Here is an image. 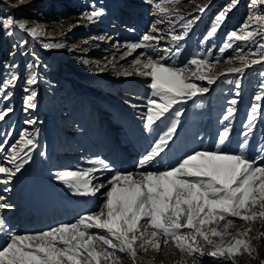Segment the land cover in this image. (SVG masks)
Instances as JSON below:
<instances>
[{
	"label": "snow or ice",
	"instance_id": "6c2138e0",
	"mask_svg": "<svg viewBox=\"0 0 264 264\" xmlns=\"http://www.w3.org/2000/svg\"><path fill=\"white\" fill-rule=\"evenodd\" d=\"M148 2L153 4L159 13L168 17L170 10L164 5L172 0ZM237 3L238 0H230L225 9L216 15L204 38L205 41L217 32L228 12ZM257 4L264 6V0H250L249 8L254 9ZM206 7L207 5L200 7L199 11L204 12ZM104 14L103 8L93 6L83 18L92 22ZM197 19L199 17L186 19L176 14L175 20L170 18L167 20L171 26L168 35L176 46L174 50L169 47L163 48L162 51L165 53L163 56L159 54L161 49L150 44L155 41L158 45L163 39L162 36L150 34L161 31L155 24L149 33L140 37L139 42L126 44L128 51L122 59L141 48L151 47L155 54L141 52L140 55L146 56V59L133 60L136 74L150 78L148 87L151 94L147 100L145 127L152 129L158 122L171 118L170 126L151 146V150L142 156L137 168L151 165L167 148L176 129L175 118L182 112V109L178 108L179 104L209 91L207 87L191 82V77L207 81L208 85L219 78L209 75L204 70L214 66L208 59V56H211V49L208 50V56L202 57V54L197 53L183 67L168 63L170 56L180 54L178 42L184 39ZM177 22L183 29L180 34L173 30ZM156 23L163 24L165 20L161 19ZM0 27L4 29L18 27L34 39L44 34L38 25L17 21L12 16L0 19ZM257 36L264 38V7L259 12H250L238 29L227 33V39L220 52L223 53L226 48L232 47L233 40L247 42ZM62 46L43 44L44 48ZM237 51L240 54L226 62L231 64L238 60L240 66L229 67L226 73L243 75L246 69L264 62V43L257 45L256 52L245 54L239 49ZM250 56H259V59H250ZM190 65L195 67V71L191 72V77H186L184 72ZM123 74L132 73L125 70ZM260 75L264 78V72ZM17 79V76L12 75L3 82V88L14 84ZM36 82V76L33 74L26 83L33 85ZM236 87H240L239 81L236 82ZM25 91L28 92L29 89L26 88ZM9 95L11 93L3 96V99L7 100ZM36 96L35 91L26 95L24 99L26 108L36 107L33 102ZM254 100L256 102L264 100V80L260 85V93ZM256 102L249 110V125L253 116L261 109V105ZM232 103L235 104L236 101L233 100ZM11 111L10 107L0 108V120ZM233 112L234 109L229 108L224 119L227 120ZM25 123L34 124L35 121L28 120ZM36 131L38 133V130ZM227 133V128L220 133L216 150L194 151L164 171L139 172L140 179L134 178L131 172L117 171L107 180L95 183L99 177H95L94 173L113 171L110 164L99 157L93 161L94 164L100 165L99 168L59 171L56 179L64 182L76 194L94 196L101 189L107 188L100 211L80 216L74 223H62L45 231L23 235L11 230L0 217V236L8 237L0 245V264H119L120 256L117 253H126L133 264H136L138 250L146 251L148 247L159 250L161 242L163 245L171 242L179 251L194 258L204 256V249L208 248V256L216 260L230 261L231 264H236L235 258L238 255L247 253L251 256L255 249L249 241L235 238L233 243L224 246L222 240L226 232H221L213 226L226 220L227 223L224 225L226 230L234 223L232 218L249 223L260 220L264 223V164L257 166L255 160L245 154L247 140L238 145L240 152L221 148L220 145L228 138ZM243 135L246 137L248 131ZM37 147L35 137H30L26 130L21 131L19 139L8 149L11 155L6 159H9L12 166L0 164V174L7 177V180L0 182L7 183L20 172L31 158L29 154ZM11 207L10 204L0 202V210ZM91 229L103 230V233L89 231ZM251 231L252 229L248 228L240 235L247 236ZM259 236H264V233H260ZM213 237L220 238L221 242L218 243ZM261 264H264V261Z\"/></svg>",
	"mask_w": 264,
	"mask_h": 264
},
{
	"label": "rangeland",
	"instance_id": "374dc122",
	"mask_svg": "<svg viewBox=\"0 0 264 264\" xmlns=\"http://www.w3.org/2000/svg\"><path fill=\"white\" fill-rule=\"evenodd\" d=\"M10 2L12 4H10V6L15 7L16 9H18L15 5L13 4H17L18 2H24L22 4V6H19V8H22V10L26 13L29 14V12L31 13V11H33L32 9L36 6V1L34 0H6V2ZM44 1V0H43ZM57 1L56 3L60 6V8L63 9L64 12H66L65 14H63V12H61L60 14H56L57 15V21H48L49 23V28H51V33L49 34V38L51 37L52 39H58V38H66L67 35L69 34L70 30L72 29V27L76 26H82L81 22L84 17V14L86 12H90L93 8V6H95L96 8H103L105 10V14L100 17L97 18L99 21H102V19L105 17V19L103 20L106 24V28L108 29H114V30H127V23L128 20H132V16H134V19L137 20H145V22L148 24L147 27H145L144 31H146L145 33H149L150 30L152 29L153 25L155 24L156 27L160 28L161 31L160 32H150V34L152 35H159L162 36L163 39L160 40L159 44L157 45L155 41L150 42V44L154 47L157 48H165V47H169L172 48L174 50L176 44L170 39L169 35H168V30L169 27H171L169 25V23L167 22V20L170 18L172 20L176 19V14H179L183 17H185L186 19H190L192 17H199V19L196 20V22L192 25V27L188 30V34L184 37L183 40L179 41V46L181 48V52L184 51V55L185 52H188V56L186 57L187 60L189 61L193 56H195L197 53L202 54L203 56H208V50L211 49V56H208V59L212 62V64L214 65L213 67H211L210 69H207V72L209 73V75L214 76L215 73H218L219 71H221L223 69V71H226L227 68L229 67H233V66H240V62L237 61H233L231 64L227 63L226 61L231 58L234 57L238 54H240L237 50L239 49L241 52L248 54L251 52H256L257 51V45L264 43V38H261L259 36L254 37L252 40L250 41H236L233 40L232 43V47L230 48H226L225 51L223 53L220 52V48L224 46L225 41L227 39V33L229 31L232 30H236L238 29L247 19V17L249 16L250 12H259L261 10L262 5L257 4V6L254 9H250L249 8V3L250 0H238V3L235 7H233L228 14L226 15V19L225 21L222 22L221 27L217 30V32L210 37L208 40L205 41V36L207 34V32L210 30V27L214 21V18L216 17V15L225 9V7L230 3V0H172V2L166 3L164 6L167 7L170 12L168 14V17L166 18L163 14L159 13L154 7L153 4H150L148 2V0H138V3H140L141 5H144L143 9L140 10V12L138 13L137 11L134 10L133 4L129 1L131 4V8H129L128 6H126V4L122 5L119 7L118 4H114L115 6H113V10L110 9H106L104 6L102 7L100 3L98 2H93V0H55ZM241 1V4H239V2ZM154 2H159V0H154ZM203 2V3H202ZM118 3V2H117ZM201 5V6H200ZM207 5V7L205 8L204 12H200L199 8L203 7ZM74 8L76 12V15H70L71 12V7ZM66 7V8H64ZM146 9V11H145ZM38 11L34 10L32 13L35 14V18H33L30 23L33 25L36 22H46V17L44 14H42V12H40L39 8H37ZM129 11L131 13H129ZM58 12V11H57ZM118 12H121L122 16H120L118 14ZM143 12H145L146 14H142ZM110 13V14H109ZM115 14V16H114ZM49 15V14H48ZM145 15V16H144ZM120 16V17H119ZM7 17V16H6ZM123 17H127V20L124 19ZM144 17V18H143ZM76 18V19H75ZM109 18H112L113 20L110 21ZM146 18V19H145ZM164 19L165 23L163 24H157L156 22L158 20ZM124 22H126L125 25ZM132 22V21H131ZM146 23H142V24H146ZM119 24V26L121 27H117L116 29L114 27H116ZM129 27V26H128ZM174 32L176 34H180L183 29L180 27L179 22H177V24L174 26ZM144 33V34H145ZM113 34L115 35V32L110 31L109 35ZM111 36V35H110ZM108 39H106V43H108L107 41ZM130 42H132L131 40H129ZM203 41V43H202ZM129 43V42H128ZM127 43V44H128ZM84 45L83 42L81 41H76V39L74 38L73 41L71 40V43H69L67 45L68 48V52H73L74 50H76L77 48H79V46ZM126 44H124L122 47L118 46L117 50H112L111 52H109L110 50H106V52L104 53L103 50L100 52L96 53V58L97 61H95V63H93V67L95 69H98L99 72L104 73L105 71H107V67L108 66H112L115 65L116 63L112 64L113 61L118 60L119 58L123 57L125 55V53L127 52V47L125 46ZM125 46V47H124ZM112 47V45H111ZM124 47V48H123ZM146 53L151 55L150 51H152V48L149 47L147 49H145ZM180 52V53H181ZM165 53L162 52L161 55ZM154 55V53H153ZM146 56H142L139 57L140 59H143ZM183 57H179V59L175 58L173 55L170 56L168 61H172V60H181ZM218 58V59H217ZM250 59H259V56H255L249 57ZM137 59V57L135 58ZM146 59V58H145ZM35 60L39 61L38 59L35 58ZM131 60V58L129 59V61ZM133 60V58H132ZM185 60L182 63H179L178 61H175L173 63L177 64L180 67H183L188 61ZM85 63V62H84ZM130 63V62H128ZM133 64V63H132ZM172 64V63H170ZM264 64V62H263ZM129 64H127L126 67H120V68H113V70L116 72L117 76L116 77H120L123 78L125 76L128 75H124L123 72L125 70L128 71L129 68ZM252 67H255L254 70H249L246 74V88L242 90V92H240V87L237 88L236 87V82L239 81L241 79L242 75L239 74H232V75H223L221 78H219V80H221V84H220V88L213 94L212 100H206V101H201V105L197 106L196 109H193L192 112H190V107L191 105L188 104V107L186 108V124L184 125V127L181 129V126L179 127V133L178 135H182L183 133H186L187 130H189L190 128L195 127L196 130H194L195 132L197 131L199 134V137H201L202 141L204 143H201V148L198 151H204V150H216L217 144L219 143V135L221 132L224 131L225 128L228 129V133L233 132L234 136L239 137V139L241 140V142H244L245 140H247V144L250 146V149L253 152L259 151L260 147H261V143H262V130H259V127L256 128L255 126V121H256V117L259 116L258 114H260V111L258 112V114L254 115L252 118V122L249 125L248 124V120H249V110L252 106V104L254 102H256L254 100L255 96L260 93V85L262 83V80H264V78L261 77L260 73L264 71V65H262V63L253 65ZM257 71L256 75L253 74L254 71ZM195 71V67L194 66H189L188 70L184 72V75L186 77H191V72ZM129 72V71H128ZM131 75H129L130 77L129 80L132 79H136V81H145L144 78H133L136 74V70L135 67L133 66V69L131 71ZM133 75V76H132ZM245 80V79H244ZM243 80V81H244ZM38 82H39V93H37V100L38 98L41 99L40 104L43 102H45V99H43L44 92H43V86H42V80L41 77L38 76ZM191 82L196 83L202 87H207V83L206 81H199L196 80L194 77H191ZM205 82V83H203ZM69 83V82H68ZM150 83V82H149ZM148 83V84H149ZM203 83V84H201ZM25 85V84H24ZM243 83L240 82V86H242ZM28 86V84H27ZM45 86V90L48 93H52L53 89L56 88V86H59V83H57V79L56 77H54V79L52 78L51 83H44ZM71 86V84L69 85ZM29 92L31 91H35L34 88H28ZM151 92V90H149ZM97 94H99L100 96H103V93L97 92ZM129 95H133V93H129ZM147 90L145 91L144 95H141L140 97L144 98L142 102H138L137 104L138 107H136V111L139 113L140 111H142V115L141 117L143 118L142 121H145V115L146 112L145 109L147 108ZM139 98V100L141 99ZM133 99H138V97H135ZM235 100L236 103L233 104L232 101ZM10 101V100H9ZM263 100L258 101L256 103H259L261 105V103ZM50 102H52V100H50ZM132 103V102H131ZM241 103V104H240ZM122 105H125L122 103ZM143 106L142 109H140V107ZM41 108V106H39ZM177 107V106H175ZM184 107V101L182 103L179 104L178 108L183 110ZM127 108V106L125 107ZM229 108H233L234 112L232 113V115L230 117H228L227 120L224 119V117L227 115V110ZM36 110H38V108H35ZM144 109V110H143ZM90 111L94 112L95 110H91ZM190 112V114H189ZM100 113V112H99ZM96 114V116H101L103 119V115L100 114ZM102 113V112H101ZM105 114V113H104ZM107 114V118L108 121H110V125L113 124V118H114V113L113 112H108ZM55 115V112L53 109H50L46 115H43L41 117V120L43 118H48V120H44V128L42 127L43 122L40 124L38 128H33V125L28 126H24L25 121L23 122V126L25 128H19L17 129L12 135L11 137L7 138V135L10 136V131H8L7 133H5L3 135V140L0 143V164H3V166L11 167L12 165L9 163V159L6 158H10V152L8 151V149L11 148V146L13 144L16 143V141L19 139V135L21 133V131H24V129L27 131V133L29 134L30 137L34 136L35 140H36V134H40L37 137V144H38V153L40 155L41 159H44L46 157V155L48 154L49 151L51 150H55L58 151L57 148H51L48 147L46 148V150L44 149L43 145L45 143V141L48 139L49 141H51L53 139L54 143L56 144L55 147L57 146V144H63L64 140H59L57 135V128L55 125H47V121H49L52 116ZM121 115V114H120ZM144 115V116H143ZM188 115H190L188 117ZM95 117V116H94ZM93 117V118H94ZM238 117V118H237ZM261 116H259L260 118ZM176 121V126L178 125V123H181V117L179 116L178 118H175ZM42 120V121H43ZM236 121L240 122V123H235ZM107 122L104 121V123ZM163 122H167L168 126H170V122H171V118L167 121H163ZM91 123L96 126L98 125L95 121L91 120ZM188 123H191L193 125H189ZM54 124V123H53ZM106 126H108V124L105 123ZM36 127V125H35ZM110 127V131L113 134L118 133L117 131L115 132V129ZM42 128L44 129V131H42ZM48 128V129H47ZM249 128L251 129L249 131ZM38 130V133L37 131ZM47 131V132H46ZM248 131V135L245 137L243 135L244 132ZM40 132V133H39ZM258 132V134L256 135L257 138H253L254 135L253 133ZM227 133V134H228ZM42 134V135H41ZM99 136V134H96L95 137L97 138ZM56 138V141H55ZM94 138V140L96 139ZM214 140L215 143H208L211 144L213 147L209 148H205L206 147V143L208 140ZM58 140V142H57ZM226 141V140H225ZM225 141L223 143H225ZM7 142V143H5ZM6 145H3V144ZM73 142L71 140L66 141L64 143V149H66L65 152L62 153L58 151V154L61 155L62 154H77L82 150V147L76 146V145H72ZM231 144V143H230ZM3 145V146H2ZM11 145V146H9ZM91 146H94L91 145ZM229 146V145H228ZM228 146L225 147V149H228ZM6 147V148H5ZM101 145H98L97 147H93L94 148V152L91 154H88V156H86V158L84 159L85 161H89L92 160L94 158H97L98 155L100 154L99 151H95V149L97 150L98 148H100ZM221 147V145H220ZM70 149V150H69ZM241 151V149H239ZM250 150L247 149L245 147L244 152L247 155L248 152ZM106 152H108L106 150ZM194 151H191L188 154H191ZM41 153H43V155H41ZM31 157V154H29ZM93 157V158H92ZM101 157V155L99 156V158ZM258 156L256 155L255 159ZM74 156L71 157V159H67V160H63V156L59 157V160L62 161V166L67 163L68 166H65L64 168L58 169L55 168L56 170V174L61 171V170H65V169H76L72 168L71 165H73V162L75 163V161L73 160ZM252 158V157H250ZM83 158H81L82 160ZM253 159V160H255ZM29 160V159H28ZM27 160V161H28ZM57 164V159L55 160ZM178 163V162H177ZM176 163V164H177ZM174 164V165H176ZM264 164L263 162H259L256 163L257 166ZM25 165V164H24ZM83 165V164H80ZM117 166V163H116ZM148 166H145L144 168H138V169H133L131 172L134 174V178L136 177V179H140L141 177L139 176V172L141 171H164L166 169H161L160 167L157 168H147ZM78 168H82V166H79ZM51 169V167H50ZM142 169V170H141ZM140 170V171H139ZM134 171V172H133ZM139 171V172H138ZM23 173L22 171L19 172V174ZM140 177V178H139ZM2 183V182H0ZM66 186V190L68 192V195L70 196H75L76 192L68 185ZM66 190H63L61 192H65ZM107 190V188H106ZM105 190V191H106ZM9 194L8 191H6V193L4 191H0V197H2L3 195H5L7 197V195ZM105 198V197H104ZM104 198L102 199V202H99L100 205H102ZM17 200V198H16ZM67 200V199H64ZM64 200H59V202L62 204ZM17 203H19V201L17 200ZM12 207L15 209L18 207L17 204H15L14 202H11ZM59 206V207H58ZM54 208V216H57L54 218V220L59 221L61 219H63L64 221L59 222L60 224L62 223H74V222H66L65 217V213L67 212L69 215L67 216V219H71V218H75L74 213H72L69 208L68 205L65 206H61L58 205ZM64 208H66V212H64ZM26 209L28 210V216L27 218L24 220L25 225H31L33 224L32 221H30L29 219H31V217L33 216V212L30 210L29 207H26ZM58 209V210H57ZM95 209V208H93ZM93 209H90L84 213H91ZM99 211V208L97 209ZM1 212V210H0ZM71 216V217H70ZM77 217V216H76ZM41 220H43L40 217ZM234 220V223L229 225L231 228L230 229H226L224 228V225L227 223V221H221L218 225H213L214 227H217L219 231L221 232H226V235L223 236V240L222 243L224 246H228L231 243L234 242L233 235H236V238H241L242 236L240 235V233H242L244 230L251 228L252 231L250 232V234L248 235L250 238H241V239H245L247 241L250 242L251 246L253 249H255V251L253 252V254L250 256L247 253H244L242 255H238L236 256V264H261L262 261H264V236H259L260 233H264V223H262L260 220H257L255 222L249 223V222H242L241 220L236 219V218H232ZM28 220V223H27ZM238 221V222H237ZM237 222V223H236ZM246 224V225H245ZM59 224H57L58 226ZM249 225V226H247ZM56 227V226H55ZM248 227V228H246ZM31 228V227H30ZM53 228V227H51ZM51 228H45L42 231L51 229ZM246 228V229H244ZM242 230V231H240ZM150 231V230H149ZM2 241L4 242L6 240L5 238H1ZM214 240H216L218 243L221 242L220 238L218 237H213ZM205 251V255L204 257H206L205 261L202 262H197V264H231V262H226L224 260H216L213 259L212 257L207 255V252L209 251L208 248L204 249ZM145 252V251H143ZM186 256V259L177 262L175 264H196L195 261L199 258V257H192V256H188L186 253H184ZM118 256H120V258H122L121 255L117 254ZM254 257V258H253ZM201 259V257H200ZM200 261V260H199ZM209 261V262H208ZM120 264H124L120 261ZM126 264V263H125Z\"/></svg>",
	"mask_w": 264,
	"mask_h": 264
},
{
	"label": "built area",
	"instance_id": "2783aa9c",
	"mask_svg": "<svg viewBox=\"0 0 264 264\" xmlns=\"http://www.w3.org/2000/svg\"><path fill=\"white\" fill-rule=\"evenodd\" d=\"M35 1L36 6L32 10L38 11L37 8H39V11L42 12V14L45 16L47 15L46 22L42 23H48V21L56 22L58 18L56 14H60L61 12H63V14L66 13L60 8L55 0ZM127 1L133 4L134 10L138 13L144 8V5L138 3V0H93V2H98L102 7L104 6L106 9L110 10H113V6H115L114 4H118L120 7ZM10 4L12 3L8 1L6 2V0H0V19L5 18L6 16H12L17 21H26L29 25H32L30 21L35 18V14L32 13L33 11L26 14L22 9H14L15 7L10 6ZM239 4H241V1ZM70 7V15H76L77 11H75L72 6ZM129 13L131 12L129 11ZM118 14L122 16L121 12H118ZM142 14L146 13L143 12ZM123 18L127 20V17ZM132 18V22L128 20L131 24L127 23L128 25L126 29L128 31L123 29L114 30L106 28V24L103 21L105 17L102 21L96 19L92 22L83 19L78 22H81L82 26L75 25L72 27L66 38L51 40L48 39V35V38L46 36V39L42 41L41 38H32L27 32L20 30L18 27H12L9 29L0 27V89H2L0 90V108L10 107L12 109L11 112L7 113L3 120H0V143L3 140V135L5 133L10 131V136L7 135V138L11 137L17 129L25 128L24 126L27 124L24 123L23 126L24 121L33 119V113L31 111L33 108H26L24 104L26 95L30 94V92H26L25 89L34 88L37 93L39 91L38 76L41 77L42 86L44 87L43 92L45 95V102L40 108L37 96L35 97L33 102L38 109H41L37 114L39 113L42 117L43 115H46L50 109L54 110L55 115L47 121V125L56 126L58 129V138L59 140H64V143L71 140L73 142L72 145L79 147L84 146L86 143H92V139L90 140L89 137L90 130L93 128L91 120L95 121L99 126H102V118L96 116L99 112L105 113V117L107 116L106 113L113 112L115 117L116 111L120 110L122 101H124L123 104L127 105L128 109L133 110L134 107L137 106L136 103L141 102V100H139L140 93H142V90H144L148 84L144 81H136V79L129 80L127 76L121 78V76L116 77L112 74L108 75L107 71L101 74L98 69L93 67V63L97 61L93 60L96 58L95 55L97 52H101L102 50L103 52H106V50L116 51L118 46L115 48V45H118L119 43L127 44L128 42H139L140 37L146 32L144 29L148 24L145 20L134 19V16H132ZM125 24L126 22L122 25ZM137 27L141 29L139 30ZM110 31L115 32L116 34L110 36ZM111 37H114V39H111V41L114 40L112 47L105 42L106 39L109 41ZM74 38L76 41L83 42L84 45L79 46V48L71 53L68 52L67 45L71 43V40L73 41ZM44 43L66 44V49H64L62 53L68 64L64 69L58 68L55 61L49 62L44 53L46 50V48H43ZM159 49L162 51V47ZM137 50L138 54L146 52L144 48ZM150 53L153 55L152 51H150ZM35 58H38L39 62L35 60ZM85 61L87 63H84ZM33 74L36 76L37 82L33 85L27 86V79ZM12 75L17 76L18 79L14 84L7 88H3V82L8 80ZM54 77H56L59 86H56L52 93H48L45 90L44 83L50 84ZM219 82V80L215 81L211 84V87L206 84L209 91H215ZM70 84L71 86H69ZM97 92L103 93V96H100ZM9 93H11L9 98L4 100L3 96L8 95ZM129 93L135 94L129 95ZM134 97H138V99H133ZM50 100H52V102H50ZM93 102L99 104V106H94ZM262 105L263 104L261 103V106ZM93 107H98L96 112L90 111V109L94 110ZM44 120H48V118H44ZM44 120L42 125L43 128ZM263 123L264 122H262L259 116H257L255 121L256 128L259 127V130H264ZM43 128L42 131H44ZM25 129H27V127ZM257 133L258 132H255L253 135L255 136ZM261 158H264V149L260 159ZM184 255L185 254L183 253L182 256L186 259V256ZM205 259L206 257L204 256H202L201 259L199 257L195 263H203ZM120 261L124 264L128 262V255L125 254L124 257L120 258Z\"/></svg>",
	"mask_w": 264,
	"mask_h": 264
},
{
	"label": "bare ground",
	"instance_id": "6f19581e",
	"mask_svg": "<svg viewBox=\"0 0 264 264\" xmlns=\"http://www.w3.org/2000/svg\"><path fill=\"white\" fill-rule=\"evenodd\" d=\"M23 3L24 2H18L17 4H13V5H15L18 9H22V8H19V6H22ZM125 4H126V6L131 8V4L129 2H126ZM14 9H16V8H14ZM109 19H110V21L113 20L112 18H109ZM130 21H132V20H130ZM130 21H128V23L131 24ZM35 25H38L44 31V34L39 37V38H41V41L46 39V36L48 38V35L51 33V28H49L50 25L48 23H42V22H38ZM117 27H121V26H119V24H118L114 28L116 29ZM137 29L140 30L141 28L137 27ZM126 31H128V30H126ZM110 35H113V34H110ZM50 39H51V37H50ZM111 39H114V37L110 38V40L108 41V45H113L112 43H114V40L111 41ZM60 44L63 46L59 47V48H55V47L46 48L44 53L46 54V58L49 60V62L55 61V63H57L58 68L64 69L68 64L65 60L63 53H62V51L64 49H66V44L65 43H60ZM123 45H124V43H119L118 45H115V48L117 46L122 47ZM112 49H114V48H112ZM110 51H112V50H110ZM137 51L138 50H136L135 52H133L130 56H128L126 58L122 59V57H121L118 60L113 61L112 64H114V63H116V64L112 65L111 67L110 66L107 67L108 68L107 74L108 75L112 74L114 76H117V74L113 70V68L126 67L127 64H129V66H130L128 68V71L131 72L133 69V64H132L133 60H136L135 59L136 57L137 58L141 57ZM173 56L175 58L179 59V57H181L182 55L179 54L178 56H176V55H173ZM130 58H131V60L129 61ZM132 58H133V60H132ZM145 58L146 57H144L141 60H145ZM36 59H38V58H36ZM93 60H97V58H94ZM128 62H130V63H128ZM261 63H262V65H264L263 62H261ZM204 70L207 71V68H205ZM248 71H249V69H246L245 73L241 76V79H240L241 83H243V80L245 79V74ZM222 73H223V75H232V74L226 73V71H223V69H222L218 73H215L214 76L221 78L223 76V75H221ZM135 75L136 76L133 78H144V80H145L144 82H146L147 84L150 82L149 77H145V76L138 75V74H135ZM127 77H130V76L128 75ZM219 78L216 81H218ZM203 83H205V82H203ZM203 83H201V84H203ZM206 83H207V81H206ZM209 87H211V85ZM37 93H39V92H37ZM133 94H135V93H133ZM205 95H206V98L208 100H211V98H212V96H211L212 92L211 91L202 94V96H205ZM43 99H45L44 96H43ZM143 99L144 98L142 97L140 100L143 101ZM196 99H197V97H194L191 100H185V102L188 106V104L191 105L194 102H196ZM38 101H39V103H38L39 106H42L43 102L40 104V101H41L40 98H38ZM122 103H124V101H122L121 104ZM94 106H99V104L94 103ZM126 106L127 105H121V108L124 110L120 115V120H122L121 127L126 128V129L135 127L136 129H138L137 121L135 118L138 116H141L143 114L142 111H140L138 113V112L133 111L132 109L130 110L128 108H125ZM35 108H37V107H35ZM35 108H33L31 110L33 113V116H32L33 119H31V120L35 121V123L34 124H27V125L30 127H31V125H33L34 126L33 128H38L39 123L41 124L43 121L41 120V115L39 113L37 114V112H39L41 109L36 110ZM93 108L96 112L98 107H93ZM142 108H143V106L140 107V109H142ZM186 108H184V111L182 114L183 115L182 118L184 120H183V122L181 121L182 122L181 129L186 124V119H187L186 118ZM145 111H147V108L145 109ZM259 111H260V114H258V115L261 116L260 118L263 119L262 107ZM103 121H106V118L103 117ZM188 124L193 125L191 123H188ZM35 125H36V127H35ZM111 128L115 129V132L117 131L116 128H114V126H112ZM141 128H143V127H141ZM155 130L158 133V132H162L163 128H162V126H159ZM194 130H196L195 127L190 128L189 130H187L186 133H183L182 135H180V138H184L186 140V142H189L188 146L186 147V148H188V151H186L184 149V151H186V152H191L194 149L198 148L196 143H194V141H193L194 134H196V132ZM262 131H263V129H262ZM57 134H58V132H57ZM38 135H40V134L35 135L36 141H37ZM131 136H133V135H132L131 130H129V131L125 132V136L122 137L121 139H117L116 137L115 138L112 137L111 141L113 142L112 143L113 147L109 150L110 152H106L105 154L103 153L101 155L100 159L109 163L111 168L113 169V171H103V172L94 173L93 175L95 177H99V179L94 181L95 183H100V182L107 180L110 176L114 175L115 172H117V171L128 172V171H131L133 169H138L137 168L138 163L135 162L134 160H136V159L133 158L136 155L135 149L128 150L127 146H123L118 141V140H128ZM235 138L237 139V137H235ZM103 139H104V137H103ZM55 141H56V138H55ZM192 141H193V143H192ZM57 142H58V140H57ZM212 142H213V140L209 141L208 143H212ZM4 145H6V144H4ZM55 145L56 144L54 143L53 139L51 141H49L47 139L45 141L43 147L45 150L48 147H51L53 149V148H57L60 144H57L56 147H55ZM9 146H11V145H9ZM233 146H234V143L231 142V144L228 146V149H225V150L233 151V150L238 149L237 144L234 147ZM125 147H127V150L125 149ZM209 147H210V144L206 145L205 148H209ZM83 150L84 151H80L79 153H77L75 155L74 154H71V155H69V154H63L62 155L61 154L58 156L57 164H55L56 163L55 155L57 153L55 150L49 151L48 154L46 155V157L44 159H41L40 155L38 153V149L36 148L30 153L31 158L21 168L20 171H22L23 173L19 174V172H18L7 183H3V182L0 183V191H4L5 193H6V191L9 192L7 197L5 195L0 197V202L7 203L10 205H11V202H14L15 204L18 205V207L15 209L13 207H11V208L2 209L0 212V217H2L6 221L7 226L11 230H14L17 234L23 235V234H27V233H34V232L42 231L45 228L47 229V228L57 226V224H60L59 222L64 221L63 219H61L59 221L54 220V218L58 215L57 214L56 216H54V213H53L54 208L58 205H61V206L68 205L69 208L71 209L70 211L72 213H74L75 218L73 217L71 219L70 218L67 219L68 218L67 216L69 214L66 212V208H64L63 211L66 212L65 217H64L66 219V222H68V221L69 222H76L80 216L88 214V213L83 214V212H86V211L93 209V208H95V209H93L91 213L98 212V210H97L98 208L100 211L101 205L99 202H102V199L104 198V192H106L105 191L106 188L101 189V191L98 192L94 196L93 195L82 196L79 194H76L75 196H70V195H68V192L66 190L67 189L65 186L66 184L64 182L56 179L55 168L61 169V167H62V161L59 160L60 156H63V160L70 159L71 156H74L73 160H76V162L75 163L73 162L74 164L71 165L72 168H75V167L78 168L79 166H82V168H99L100 167L99 164L93 163V161H95L96 158L84 162V159L86 158V156H88L87 153H85V152L91 151L92 147H84ZM170 151H172V156H174V155L181 156L182 155V153L180 152L179 149L170 150ZM92 153L93 152H91V154ZM160 155H164V153H161ZM81 158H83V159L81 160ZM166 158H168V156H166ZM158 161L159 162H157V163L152 162V164L148 165L147 168L160 167V170H161V169H164L165 167L168 168L170 166H173L174 164H176L178 162V161H173L171 163L170 161H166V162H168L166 164L161 159ZM255 162L256 163H259V162L264 163V158L255 159ZM116 163H117V166H116ZM80 164H83V165H80ZM8 167H9V165H8ZM50 167H51V169H50ZM0 180H7V177L4 174H0ZM63 190H66V191L61 192ZM16 198L19 201V203H17ZM64 199H67V200H64ZM59 200H64V201L61 204L59 202ZM26 207H29L30 210L33 212V216L31 217V219H29L30 221L33 222V224L27 225V226L24 223V220L28 216V210L26 209ZM40 217L43 220H41ZM236 219H238V218H236ZM242 222H244V221H242ZM27 223H28V220H27ZM247 226H249V225H247ZM230 228L231 227L229 226L228 229H230ZM246 228H248V227H246ZM246 228H244V229H246ZM149 230L151 231V229H149ZM89 231H100L101 233H103V230L91 229ZM240 231H242V230H240ZM5 237L7 240L8 237L4 236V238ZM233 238H236V235H233ZM241 238H250V237L247 235V236H242ZM117 254L124 257L126 253H117ZM182 254L183 253L181 251H179L171 242H169L167 245H163V243L161 242V246H160L159 250H156V249L151 248V247H148V249L145 252H143V250H138L137 258H136V264H175V263L180 262L184 259ZM128 260H129L128 261L129 263L126 262V264H133V261L130 257H128Z\"/></svg>",
	"mask_w": 264,
	"mask_h": 264
}]
</instances>
